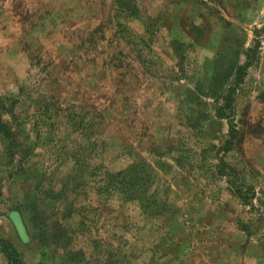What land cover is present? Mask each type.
<instances>
[{
	"label": "rangeland",
	"instance_id": "obj_1",
	"mask_svg": "<svg viewBox=\"0 0 264 264\" xmlns=\"http://www.w3.org/2000/svg\"><path fill=\"white\" fill-rule=\"evenodd\" d=\"M0 238L264 264V0H0Z\"/></svg>",
	"mask_w": 264,
	"mask_h": 264
},
{
	"label": "trees",
	"instance_id": "obj_2",
	"mask_svg": "<svg viewBox=\"0 0 264 264\" xmlns=\"http://www.w3.org/2000/svg\"><path fill=\"white\" fill-rule=\"evenodd\" d=\"M131 187H132V185H131ZM18 225L20 227V231L25 232L22 224L18 222ZM0 246L4 248L3 251H5L9 256L8 264H22L21 261L18 259V256H15V255H17V251L9 243L5 242L1 238H0Z\"/></svg>",
	"mask_w": 264,
	"mask_h": 264
}]
</instances>
